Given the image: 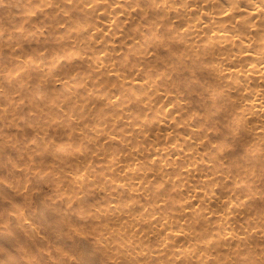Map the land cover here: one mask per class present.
<instances>
[{"label": "rangeland", "instance_id": "374dc122", "mask_svg": "<svg viewBox=\"0 0 264 264\" xmlns=\"http://www.w3.org/2000/svg\"><path fill=\"white\" fill-rule=\"evenodd\" d=\"M96 1L0 0V264H133L129 260L140 264H171L172 257L144 258L137 249L122 245L130 238L125 224L133 216L137 217L139 211H129L119 219L116 212L110 211L114 210L112 205L109 212L106 208L109 198L119 199L125 191L116 189L115 181H133L117 171V165L128 160L137 164L139 171L154 167L146 161V156L130 160L131 151L143 147L153 150L159 146L143 143L136 135L122 132L126 114L144 109L140 102L142 96L158 97L163 90H169L170 96L187 104L195 129L207 135V146L201 147L202 158L212 161L215 168L229 171L228 178L217 176L204 185L208 194L224 200L233 186L232 179L242 176L240 168L233 163H220L217 157L230 148L249 146L239 144L233 134V130L241 129V123L230 117L219 119L214 107L200 108L201 96L193 89L201 90L207 72L198 75L200 80L197 81L190 76L187 68L190 60L183 55V29L173 32L180 20L172 19L162 37L150 33L149 22L143 23L145 40L137 42L131 28L141 15L136 13L134 19L125 21L115 4L110 14L105 10L109 2L102 1L100 9ZM129 5L135 8L133 11L139 9L133 2ZM95 14L98 17H94ZM109 16L115 18L113 29L100 31L101 22ZM131 23L134 24L130 28ZM97 31L99 33L91 37L96 42L95 48L79 54L80 49L75 46L82 48L89 40L86 36ZM175 33L177 39L173 38ZM104 34L111 36L110 52L104 48V37H108ZM106 59L112 69L126 78L147 77L148 86L152 79H156V84L152 88L134 89L103 85L97 79L100 77L94 76L92 65ZM183 63L186 65L182 66ZM62 80L78 91L69 92L59 84ZM98 88L107 92L98 94ZM113 95L122 97L126 109L121 106L117 111L115 106L108 107L100 100L101 96ZM146 112L147 123L155 122L151 111ZM132 119L129 117V122ZM150 129L149 136H159L162 132L158 127ZM152 130H155L153 134ZM106 131L115 139L106 138ZM236 163L250 166L253 161L248 158ZM254 171L256 174L252 172L251 179L248 175L244 177L245 181L253 182L240 187L242 195L252 196L248 204L251 216L242 217L239 223L229 226L219 223L220 220L211 223L185 248L194 247V250L174 255L173 264H185L182 258L200 264V256L217 241L215 236L220 242L212 248L214 262L205 264H253L250 259L264 249V165L254 167ZM209 174L210 171H204L201 179L206 175L204 179L210 180ZM157 177L154 174L149 177V189L159 186V191L167 188V193L172 192L170 181ZM200 177L196 174L191 179L201 185ZM151 195L150 191V199ZM135 199L145 203V199ZM178 199L171 196L162 213H151V200H146L150 204L141 214L164 216L175 209ZM225 208V203H213L204 212ZM240 208L239 211H245ZM194 214L197 213L191 212V216ZM173 224L175 229L178 224ZM139 227L143 232L150 229L146 222H137L134 228ZM230 231L237 237L226 246L225 233ZM155 238L150 237L149 249L157 245ZM136 255L138 258L133 259Z\"/></svg>", "mask_w": 264, "mask_h": 264}, {"label": "bare ground", "instance_id": "6f19581e", "mask_svg": "<svg viewBox=\"0 0 264 264\" xmlns=\"http://www.w3.org/2000/svg\"><path fill=\"white\" fill-rule=\"evenodd\" d=\"M102 1L109 2L105 10L110 14L114 4L116 8H120L121 17L125 21L134 19L133 16L136 13L141 15L134 28H131L134 23L130 24L131 34L137 42L145 40L143 23L149 22L151 24L148 28L150 33L162 37L163 32H167L171 25L172 19L180 20V25L174 27L173 32L183 29V55L190 60V67H187L190 76L197 81L199 79L198 75L207 72L205 76L207 80L204 79L205 83L201 86V90L193 89L195 94L201 96L200 108L206 110L214 107L219 119L230 117L240 122L241 129L238 131L233 130V134L237 136L239 144H249L247 148L243 146L230 148L227 152L222 151L217 155L220 163H233L236 168H240L239 172H242L240 178L235 177V179H232L230 177L233 186H231L223 200V197L208 194L204 189V185L211 180H216L217 176H220L221 179L228 178L229 171L215 168L211 163L212 161L202 158L201 147L207 146V135L195 129V123L191 120L193 114L187 113L189 107L186 103L182 104L180 99L170 96L169 90H163L158 97L142 96L140 102H142L144 109L126 114V123L122 132L136 135L143 143L159 147L153 150L143 147L131 151L130 160H140L146 156V161L154 165L149 171H139L136 167L137 164H131L128 160L127 163L123 162L116 166L117 171L127 175L133 181L116 180L114 187L125 189V191L122 190L124 192L119 199L109 198L106 208L108 211L111 208L110 205H112L115 211L111 209L110 211L113 214L116 212L115 216L119 219H122V216L129 211H139L137 217L133 216L126 222V233H129L130 238L124 241L122 245L130 249H137L138 253L144 258H161L165 255L169 258L172 257L170 263L173 264L175 261L174 255L179 256L186 250H194V247L191 249L185 248L200 237L203 230L211 223L220 220L219 223L229 226L239 223L238 221L242 217L248 219L251 216V209L248 204L250 203L249 198L252 196L242 195L240 187L244 186L245 188L246 184L253 182L248 179L245 181L244 177L248 175V178L251 179L252 172L256 174L254 167L264 165V0H113L112 3H110V0H97L100 9L103 4ZM131 2L139 9L133 11L135 8L130 7L129 3ZM122 8L125 9L122 10ZM149 11H151V15L147 14ZM94 17H98V15L95 14ZM112 17L109 16L108 19L106 18L101 22L100 31L113 29L115 18L110 19ZM158 24L160 25L158 26ZM98 31L89 33V37L86 36L89 40L84 42L82 48L79 45L75 46V48L80 49L79 54L82 51H92L95 48L96 42L92 38L94 34L99 33ZM107 36L104 37L103 44L105 45L104 48L110 52L112 47L110 48L111 44L108 41L111 40V36ZM160 37L158 38L160 39ZM173 38H178L177 33L173 35ZM108 55L109 53L106 54L107 59ZM107 59L101 62L97 61L98 63L92 65L94 76H99L100 78L97 77V79L102 81L103 85L118 88L128 86L130 89H134L152 88L156 84V79H152L150 81L151 86H148L147 77L126 78L117 69H112L111 65L107 63ZM204 64L206 66H203ZM185 65V63L182 64V66ZM116 68H120V66ZM59 84L64 85L65 89H69V92L74 94L78 91L74 85L70 86L67 81L62 80ZM97 92L101 94L107 91L98 88ZM100 100L108 107L115 106L117 111L121 109V106L126 109L125 105L122 104L123 99L121 96H101ZM158 103H161L160 107L157 106ZM146 111H151V119H156L155 122L147 123ZM129 117H133L131 122L128 120ZM114 122H117L116 118H114ZM153 127H158L162 131H159V136H149V128L152 129ZM154 131H151L152 134ZM146 133L147 135H145ZM104 136L109 138L110 141L115 139L107 131ZM115 141H117V138ZM217 149L220 151L221 147L218 146ZM248 158L253 161L250 166L245 163H241V165L236 163L237 160ZM204 171H210L209 175L212 176L211 179L208 177L210 180L204 179L206 175L201 179ZM153 174L158 176L161 181H170L168 185L171 183L172 192L167 193V190H165L167 188L159 191V188H157L159 186L149 189V177ZM196 174L201 176V185L193 183L191 179ZM106 180L113 181L112 178H106ZM247 187L252 189L250 186ZM150 191L152 192L151 199L149 198ZM173 195L178 196L179 199L176 201L175 209L172 212H168L164 216L141 214L146 205L150 204L146 200H151L149 207L151 213H162L165 204ZM201 195L202 198H200ZM135 196L145 199V203L136 200ZM165 196L167 197L165 198ZM234 197L235 201H233ZM154 199L155 202L153 203ZM219 202L227 204L226 210L204 212L205 208ZM241 206L245 211H239ZM228 209H232V211ZM191 212L197 214L191 216ZM244 221L247 222L248 220ZM137 222L148 223L150 229L143 232L142 227L134 228ZM173 223L178 224L175 229ZM243 223L246 225L245 222ZM239 226L243 227L241 224ZM235 234L231 231L225 233L224 244L226 246L231 245L234 238L237 237ZM151 236H156L154 242H157V245L149 249L148 245L152 241ZM215 237L217 241L209 245L204 255L200 256V264L214 262L215 257L211 258L212 248L220 242L219 238ZM137 258L138 255L133 257V259ZM182 259L185 264H193L190 258ZM250 260L253 264H264V249L260 252V255L258 254L257 257L254 255V258ZM129 261L133 264H140L136 260Z\"/></svg>", "mask_w": 264, "mask_h": 264}]
</instances>
